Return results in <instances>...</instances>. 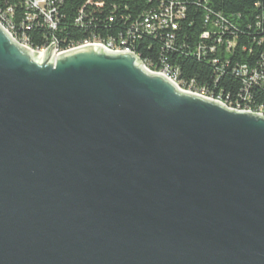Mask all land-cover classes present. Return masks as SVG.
<instances>
[{"label":"water","instance_id":"water-1","mask_svg":"<svg viewBox=\"0 0 264 264\" xmlns=\"http://www.w3.org/2000/svg\"><path fill=\"white\" fill-rule=\"evenodd\" d=\"M54 44L0 27V264H264V118Z\"/></svg>","mask_w":264,"mask_h":264},{"label":"trees","instance_id":"trees-1","mask_svg":"<svg viewBox=\"0 0 264 264\" xmlns=\"http://www.w3.org/2000/svg\"><path fill=\"white\" fill-rule=\"evenodd\" d=\"M56 28L40 17L25 22L24 0H10L14 31L41 46L51 38L59 48L84 40L127 39L134 53L152 70L168 63L182 84L249 106L264 108V0H176L183 7L175 27L151 33L136 28L143 16L169 0H51ZM80 15V20L76 18ZM131 32L130 35H127ZM207 33V37H202ZM255 71L261 78L243 91L238 70Z\"/></svg>","mask_w":264,"mask_h":264},{"label":"built area","instance_id":"built-area-1","mask_svg":"<svg viewBox=\"0 0 264 264\" xmlns=\"http://www.w3.org/2000/svg\"><path fill=\"white\" fill-rule=\"evenodd\" d=\"M24 3L27 9L23 19L25 22L30 23L34 20V18L39 16L43 25H45L48 29L54 30L56 28V21L54 19L56 10L54 3L51 0H24ZM182 12L183 7L180 3H178L176 0H169L167 4L162 5L156 11L145 14L142 20L137 23L136 28H139L141 31H144L148 34L164 27L174 28V20L180 17L182 15ZM12 14L13 9L10 6V0H0V27L15 43L29 51L31 54L37 52V55L42 56L53 42H55L53 57H56L59 53L91 44L97 45L106 51L127 52L135 54L132 48L129 46L127 39H124L122 37H120L116 41H113L112 39H107L106 41L84 40L76 45L71 44L65 49L59 48L56 40L54 38H51L44 45L34 46L29 43V39L24 34V32L20 33L19 35L14 31L13 24L11 23ZM80 18L81 17L79 15L76 18V21L78 22ZM130 33L131 32H128L127 35H130ZM202 37H207V33H203ZM141 64L148 72L164 77L182 92L189 93L206 100L217 102L230 110L248 112L262 116L264 118V108L262 107L251 109L249 106H241L238 103H231L228 101V99L224 100L220 98V96H214L207 93V91L203 88H195L192 84V81H190V83L188 84H182L178 78V70L171 67L168 63L162 62V66L157 70L150 69L144 64L143 61H141ZM237 72L241 75L243 80V91H247L251 87V85L256 84L258 80L262 81L261 76L257 72L250 71L248 73L244 67L240 68Z\"/></svg>","mask_w":264,"mask_h":264}]
</instances>
